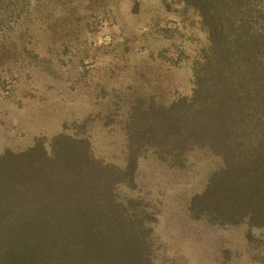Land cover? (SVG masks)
<instances>
[{
    "label": "rangeland",
    "instance_id": "rangeland-1",
    "mask_svg": "<svg viewBox=\"0 0 264 264\" xmlns=\"http://www.w3.org/2000/svg\"><path fill=\"white\" fill-rule=\"evenodd\" d=\"M207 41L198 14L175 0H0V154L39 140L49 150L60 133L87 138L119 169L110 193L149 229L150 264H264V226L189 210L219 156L192 147L177 165L139 148L123 173L129 101L190 96Z\"/></svg>",
    "mask_w": 264,
    "mask_h": 264
},
{
    "label": "trees",
    "instance_id": "trees-1",
    "mask_svg": "<svg viewBox=\"0 0 264 264\" xmlns=\"http://www.w3.org/2000/svg\"><path fill=\"white\" fill-rule=\"evenodd\" d=\"M175 1L198 14L207 48L190 96L129 101L123 173L139 148L177 165L205 148L222 164L190 200L193 216L264 226V0ZM39 141L0 154V264H150L149 229L110 193L119 169L87 138Z\"/></svg>",
    "mask_w": 264,
    "mask_h": 264
}]
</instances>
